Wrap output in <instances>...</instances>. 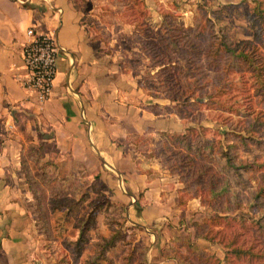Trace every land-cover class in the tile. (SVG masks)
Returning a JSON list of instances; mask_svg holds the SVG:
<instances>
[{
    "label": "crops",
    "instance_id": "0c3cea01",
    "mask_svg": "<svg viewBox=\"0 0 264 264\" xmlns=\"http://www.w3.org/2000/svg\"><path fill=\"white\" fill-rule=\"evenodd\" d=\"M78 3L0 0V264L42 261L31 245L36 206L29 209L35 199L22 178L26 150L41 145L43 159L57 165L61 176L104 184L106 189L88 193L123 208L126 223L136 226L137 238L148 246V264H181L163 257L161 249L175 232L192 233L190 217L204 207L182 190L184 184L154 150L160 132L181 133L190 123L165 97L146 94L141 79L83 23ZM30 27L51 35L59 46L53 91L40 104L21 85Z\"/></svg>",
    "mask_w": 264,
    "mask_h": 264
},
{
    "label": "rangeland",
    "instance_id": "374dc122",
    "mask_svg": "<svg viewBox=\"0 0 264 264\" xmlns=\"http://www.w3.org/2000/svg\"><path fill=\"white\" fill-rule=\"evenodd\" d=\"M147 8V12L143 14L142 4L139 0H78V7L82 12L83 23L96 33L97 36L104 42L105 48L108 51L117 53L120 57V62L123 68L132 71L140 79V86L145 90L146 94L155 95L157 97H165L171 92L170 89V74L169 71L159 72V61L168 58H176L177 55L171 52L163 51L158 34L155 32L158 23L162 20V14L172 12L176 19L174 22L185 28L184 34L186 38H192L195 12L206 14L210 18V23L213 24V29L217 34H222L230 46L249 40L256 46L257 53L260 55L259 61H262L264 66V35L257 36L253 27V16H251L252 0H142ZM145 12V11H144ZM188 27V28H187ZM203 41V44H207ZM158 53V54H157ZM258 55V56H259ZM183 58V59H182ZM179 58V62L184 61V56ZM162 68V67H161ZM214 73L207 72L206 79H202L205 90L209 91L211 83L214 82ZM232 80V85L229 94L232 95L231 100L237 102L240 108L247 107L248 111L252 110L253 115H258L255 122L257 125L252 127V134L264 136V99L257 91L253 77L243 68L240 71H234L228 77ZM213 81V82H208ZM204 89L198 91L201 94ZM205 100V99H203ZM174 105L172 104V107ZM185 110V109H183ZM188 110L192 116L198 117V122H190L184 119L189 126H206L205 135L208 138L221 140L222 133L226 130L223 122L236 123L239 120L240 126L248 125V122L253 120L252 115H233L218 109H206L197 105L188 106ZM248 116V117H247ZM252 122V123H253ZM251 123V124H252ZM249 123V126H251ZM248 134V133H247ZM230 140L236 142L233 136H229ZM161 140L159 142V145ZM159 145L154 152L160 159L163 166L171 164L170 160L165 156ZM45 148L41 145L39 152L27 149L24 159L29 161L27 164V176L23 175V179L30 181L28 187L33 188L38 193L37 199L42 202V207L37 210L36 202H31L30 211L31 217L36 219V229L31 233V245L37 250L41 257V262L35 264H82L87 257L95 255L96 243H99L98 236H109L115 229H119L124 236L123 240H119L117 245L106 253L108 262L100 260L101 264H121V258L126 255L128 245L126 241L133 240L134 245L138 250L147 246L137 238L140 233L137 232L136 226L126 223V214L122 210L105 207L100 214L94 211V207L98 204L109 202L106 198L101 199L95 194L89 193L90 198L87 203L80 208L77 206L69 215L62 210L49 209V200L54 199L57 204L66 199V203L71 205L77 200L72 197L71 193L80 192L90 189H106L104 184L95 181L87 182L82 178L64 179L59 172L58 166L44 165L49 161L43 159ZM50 151H53L52 149ZM233 152L238 158L252 160L254 156L258 157V162H264V145H255L251 140H248L247 147L238 145ZM39 160V161H38ZM264 168V167H263ZM254 172L258 176L259 173ZM256 173V174H255ZM177 177L178 175L175 174ZM179 179V177H178ZM255 178H251V184H255ZM180 181V180H179ZM21 181H18V184ZM181 182V181H180ZM192 192V189L188 190ZM86 192V191H85ZM92 196V198H91ZM96 196V197H94ZM89 200V201H88ZM35 201V200H34ZM261 204L254 208L243 207L241 212L253 218L264 216V198L260 201ZM198 217L193 213L190 217V223L193 217L201 220L205 215L210 213L209 209L204 207ZM44 219V222L42 221ZM264 219V217H263ZM181 226V225H179ZM177 226L176 230L182 227ZM191 227V226H190ZM251 226L243 233V241L245 247L261 248L262 257L248 256L237 261L238 264H264V236L259 234L252 236ZM247 229V228H246ZM228 234L230 230H227ZM190 236L192 233L186 231L175 232L173 238L164 248L169 249L179 237ZM81 235L83 238L80 242V247L77 249L75 241ZM132 243V244H133ZM196 243V242H195ZM197 245V244H196ZM213 247L208 249L223 257L224 248L220 244H213ZM207 248V245H197ZM148 247V246H147ZM175 247V246H174ZM173 247V248H174ZM168 250L167 254H173L174 251ZM78 250V251H77ZM184 253V249H177ZM78 252V253H77ZM181 264H186L179 261Z\"/></svg>",
    "mask_w": 264,
    "mask_h": 264
},
{
    "label": "trees",
    "instance_id": "16d2710c",
    "mask_svg": "<svg viewBox=\"0 0 264 264\" xmlns=\"http://www.w3.org/2000/svg\"><path fill=\"white\" fill-rule=\"evenodd\" d=\"M139 2L145 14L147 8L142 0ZM251 16L254 19L253 27L256 35L263 36L264 0H252ZM175 19L176 16L172 12L163 13L162 20L155 30L163 51L177 55L175 59L166 57V60H160L158 65L159 72L169 71V88L172 90L165 98L174 105L175 113L190 122H198V117L192 116L193 112L188 110V106L197 105L206 109L216 108L237 116L251 114L253 120L244 126H240L239 120L236 123L223 122L226 130L220 133L221 140L208 138L205 135L207 127L201 124L197 127L188 126L181 133L168 131L159 133L161 138L159 150L165 153L167 158L172 159L171 164L165 168L170 174L178 175L179 180L184 184L182 190L192 189L191 196L199 198L201 205L210 211L201 220H193L190 223L193 229L191 236L179 237L172 247H168L172 250L175 246L173 254H167L169 249L162 248L161 255L186 264H238L237 261L250 255L262 257L261 248L244 246L243 233L254 226L252 236L261 234L260 236L263 237L264 216L253 218L244 215L240 210L243 207L254 208L261 204L258 201L264 198V172L255 177L253 173L263 171L264 162H258L257 156H254L252 160L238 158L233 150L238 145L247 147L248 140L257 146H262L264 136L252 134L255 131L252 127L257 125L253 121H256L258 115H253L252 110L248 111L245 106L240 108L238 100L237 102L231 100L232 95L229 94V90L232 80L228 78L234 71H240L243 68L251 74L257 91L264 99V66L262 61H259L260 55L257 53L256 46L249 40L230 46L222 34L214 31L213 24L210 23V18L206 14L195 12V24L189 27L193 30L192 38L188 39L184 34L185 28L176 24ZM207 39V44H203V41ZM183 56L184 61L180 63L179 58ZM208 71L214 73V82L207 80L213 83L210 90L206 91V85L201 82V78L206 79ZM201 89H204L203 92L198 94ZM249 123H252L251 126ZM229 136H233L238 145L230 140ZM29 148L39 152L41 147L30 146ZM45 163L44 165L55 167L52 161ZM22 165L27 176V164L24 157ZM67 178L72 179L70 176L64 177V179ZM251 178H255L254 185L251 184ZM30 189L34 195L36 208L39 210L42 202L37 199L38 192L33 188ZM69 197H72L71 201L73 198H78L71 205L66 203V199L55 204L54 199L51 198L49 209L62 210L70 215L77 206L80 211L89 198V193L78 191L71 193ZM251 205L254 206L251 207ZM108 206L112 209H123L111 202L99 204L97 207L102 212ZM42 221L44 222V219ZM122 234L119 229H115L107 237L99 235L95 255L87 257L82 264H101L100 260L108 262L106 253L113 249L119 240L124 239L125 235ZM82 239L80 235L75 241L77 249ZM196 239L206 240L210 244H220L224 248L223 257L220 258L208 248L197 246ZM132 243V239L126 241L128 251L121 258L123 260L121 264H148L146 259L148 247L138 250ZM180 248L185 250L184 253L177 250Z\"/></svg>",
    "mask_w": 264,
    "mask_h": 264
},
{
    "label": "built area",
    "instance_id": "2783aa9c",
    "mask_svg": "<svg viewBox=\"0 0 264 264\" xmlns=\"http://www.w3.org/2000/svg\"><path fill=\"white\" fill-rule=\"evenodd\" d=\"M28 40L23 45L22 59L25 76L21 85L28 97L43 103L53 91L57 71L59 46L49 34L37 33L30 27L26 30Z\"/></svg>",
    "mask_w": 264,
    "mask_h": 264
}]
</instances>
